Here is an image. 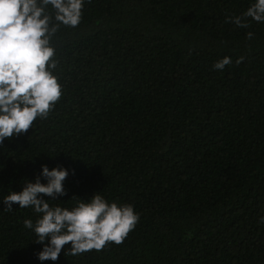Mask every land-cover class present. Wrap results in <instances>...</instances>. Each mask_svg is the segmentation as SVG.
<instances>
[{
    "label": "trees",
    "instance_id": "1",
    "mask_svg": "<svg viewBox=\"0 0 264 264\" xmlns=\"http://www.w3.org/2000/svg\"><path fill=\"white\" fill-rule=\"evenodd\" d=\"M249 2L86 0L56 33L63 95L0 146V196L62 164L75 174L50 203L99 191L140 219L121 244L55 264H264V24L226 22ZM35 216L0 204V264H41L22 223Z\"/></svg>",
    "mask_w": 264,
    "mask_h": 264
},
{
    "label": "clouds",
    "instance_id": "2",
    "mask_svg": "<svg viewBox=\"0 0 264 264\" xmlns=\"http://www.w3.org/2000/svg\"><path fill=\"white\" fill-rule=\"evenodd\" d=\"M86 0H0V146L28 132L38 119H46L63 95L55 74L58 61L53 38L61 27L76 28ZM252 21L264 24V0H250L243 12L226 22L247 29ZM247 38L253 32L246 33ZM238 57L236 63L242 62ZM230 56L216 60L213 70L223 71ZM75 170L41 163L34 179H23L20 191L0 196L3 211L30 208L36 214L23 219L35 236L36 260L55 264L67 252L76 257L100 252L108 244H121L140 219L130 203L108 200L99 191L73 199L70 206L50 203L67 195L64 181ZM43 181V182H42ZM69 198V199H70ZM67 199L66 201H68ZM16 205V207H14ZM260 223H264L261 217ZM66 246V247H65Z\"/></svg>",
    "mask_w": 264,
    "mask_h": 264
}]
</instances>
